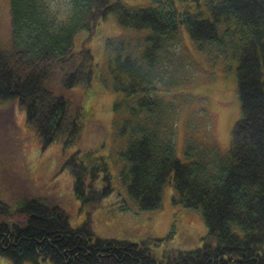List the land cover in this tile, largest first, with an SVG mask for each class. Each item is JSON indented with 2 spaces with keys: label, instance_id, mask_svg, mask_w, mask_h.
Masks as SVG:
<instances>
[{
  "label": "trees",
  "instance_id": "1",
  "mask_svg": "<svg viewBox=\"0 0 264 264\" xmlns=\"http://www.w3.org/2000/svg\"><path fill=\"white\" fill-rule=\"evenodd\" d=\"M6 3L10 28L6 36L0 31V101L17 103L43 149L55 142L64 149L79 133L81 109H72L54 88L92 87L93 55L86 48L75 52L76 35H96L110 16L122 28L148 31L138 57L117 50L109 60L113 90L125 96L114 109L129 112L122 124L129 138L122 154L127 193L138 210L158 211L172 179L173 203L201 209L208 232L199 247L188 250L169 248L171 234L139 241L96 237L91 222L98 203L112 192L111 175L102 158L84 166L74 155L63 170L74 177L85 223L73 228L62 207L30 198L20 208L25 219L0 221V258L11 264H264V0H150L139 8L124 0H73L70 19L55 32L41 0ZM182 27L201 53L231 52L237 59L240 117L226 155L189 142L188 161L176 156V107L159 90L175 83H163V76ZM0 215L10 216L2 201Z\"/></svg>",
  "mask_w": 264,
  "mask_h": 264
},
{
  "label": "rangeland",
  "instance_id": "2",
  "mask_svg": "<svg viewBox=\"0 0 264 264\" xmlns=\"http://www.w3.org/2000/svg\"><path fill=\"white\" fill-rule=\"evenodd\" d=\"M41 4L51 32L67 24L73 0H41ZM124 5L145 7L150 5V0H124ZM0 13V31L6 36L10 28L6 0H0ZM181 31L173 49L174 57L165 63L163 76V83L169 80L175 83L168 90L159 85V95L176 107V156L183 162L188 161L185 151L189 142L197 148L226 155L232 129L240 117L237 59L231 52L226 56L213 51L203 54L183 27ZM147 33L122 28L110 16L98 25L96 35L88 37L86 31L76 35L75 52L81 48L92 52L94 81L88 90L76 87L63 91L57 85L54 87L71 102L72 109H81L79 133L64 149L57 142L43 149L17 103L0 101V201L10 211L9 217L0 215V221H22L25 219L20 213L22 203L30 198H44L68 212L73 228L81 227L87 218L86 209L74 193L73 175L63 170L65 162L78 155L84 166L87 161L102 158L111 175L112 192L98 203L91 222L90 229L96 237L139 241L147 237L162 239L171 234L169 248L188 250L201 245L200 239L208 232L202 211L173 203L176 192L172 179L164 188L162 207L158 211L138 210L127 193L124 175L128 164L122 154L129 138L122 132V124L129 112L126 107L114 109L116 102L125 96L113 90L115 79L109 60L117 50L138 57ZM77 64L78 58L70 71ZM102 175L97 177L103 181ZM101 180L96 183L100 190ZM0 264L11 263L0 258Z\"/></svg>",
  "mask_w": 264,
  "mask_h": 264
}]
</instances>
